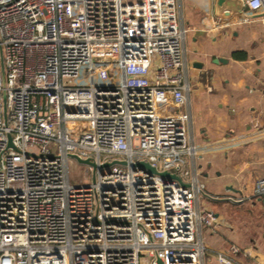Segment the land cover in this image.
Wrapping results in <instances>:
<instances>
[{
    "label": "built area",
    "instance_id": "1",
    "mask_svg": "<svg viewBox=\"0 0 264 264\" xmlns=\"http://www.w3.org/2000/svg\"><path fill=\"white\" fill-rule=\"evenodd\" d=\"M240 1L228 27L264 12ZM192 33L177 0H0V264H211Z\"/></svg>",
    "mask_w": 264,
    "mask_h": 264
},
{
    "label": "crops",
    "instance_id": "2",
    "mask_svg": "<svg viewBox=\"0 0 264 264\" xmlns=\"http://www.w3.org/2000/svg\"><path fill=\"white\" fill-rule=\"evenodd\" d=\"M214 3L177 0L182 21L193 30L185 48L191 91L181 109L190 115L189 134L198 148L190 167L205 186L202 205L213 219L202 240L211 264L233 248L250 250L251 256L236 255L242 264H264V197L256 193L264 178V134L256 136L264 132V12L242 21L236 16L241 26L229 32ZM219 58L228 61L216 63Z\"/></svg>",
    "mask_w": 264,
    "mask_h": 264
},
{
    "label": "water",
    "instance_id": "3",
    "mask_svg": "<svg viewBox=\"0 0 264 264\" xmlns=\"http://www.w3.org/2000/svg\"><path fill=\"white\" fill-rule=\"evenodd\" d=\"M214 10H215V15L219 18H224V19H230L233 18L235 15H244V9H243V4L240 0H215L214 3ZM264 14L260 15L263 16ZM259 15L252 16V18H256ZM216 63L222 62L226 63L228 60L219 58L214 60ZM201 67V66H200ZM11 144V143H10ZM80 163L85 164V165H90L92 167H96L95 164L90 161V160H81L77 157H75ZM111 164H108L109 166ZM138 168L141 169H147L151 173L154 174H159L160 176L164 178H172L176 179L178 181H181L179 177L176 175H172L169 172H158L155 168H152L149 164L141 162L138 164ZM158 264H163L161 260L158 261Z\"/></svg>",
    "mask_w": 264,
    "mask_h": 264
},
{
    "label": "rangeland",
    "instance_id": "4",
    "mask_svg": "<svg viewBox=\"0 0 264 264\" xmlns=\"http://www.w3.org/2000/svg\"><path fill=\"white\" fill-rule=\"evenodd\" d=\"M240 26L241 25L240 24L238 25V23L237 24H233V25L228 27V30H229V32H232L233 30H236V29L240 28ZM72 171H73L74 176H79V171H78V169L76 167H73Z\"/></svg>",
    "mask_w": 264,
    "mask_h": 264
},
{
    "label": "trees",
    "instance_id": "5",
    "mask_svg": "<svg viewBox=\"0 0 264 264\" xmlns=\"http://www.w3.org/2000/svg\"><path fill=\"white\" fill-rule=\"evenodd\" d=\"M236 56V55H235ZM237 58L238 57H241L242 59H245L246 58V56H240V55H238V56H236Z\"/></svg>",
    "mask_w": 264,
    "mask_h": 264
}]
</instances>
